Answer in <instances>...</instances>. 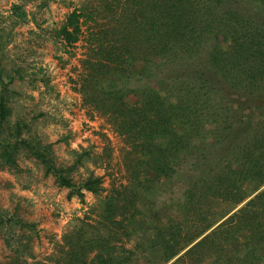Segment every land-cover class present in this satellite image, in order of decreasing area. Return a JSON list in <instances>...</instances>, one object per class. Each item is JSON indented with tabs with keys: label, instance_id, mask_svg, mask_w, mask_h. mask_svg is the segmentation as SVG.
Masks as SVG:
<instances>
[{
	"label": "trees",
	"instance_id": "1",
	"mask_svg": "<svg viewBox=\"0 0 264 264\" xmlns=\"http://www.w3.org/2000/svg\"><path fill=\"white\" fill-rule=\"evenodd\" d=\"M9 14L14 26L28 22L21 5ZM46 35L65 53L82 44L70 87L119 138L125 181L106 191L87 168L76 180L85 152L57 164L27 122H11L16 92L0 43V170L17 172L24 155L68 199H97L35 264H131L139 248L161 264H261L264 0H85ZM181 177L180 197L159 205ZM164 209L175 213L165 226ZM34 228L0 213L10 264H26Z\"/></svg>",
	"mask_w": 264,
	"mask_h": 264
},
{
	"label": "rangeland",
	"instance_id": "2",
	"mask_svg": "<svg viewBox=\"0 0 264 264\" xmlns=\"http://www.w3.org/2000/svg\"><path fill=\"white\" fill-rule=\"evenodd\" d=\"M83 1L48 0L44 6L39 1L0 0L1 52L5 57L4 66L14 78L10 88L16 92L11 98V122H27L30 135L52 145L57 164H71L74 161L71 151L86 153L84 166L74 178L79 180L87 168L102 179L107 191L113 184L125 181L119 138L105 121L88 116L81 108L79 96L70 87L72 69L78 66L83 54L82 44L65 53L58 51L46 35L57 29L65 16ZM14 4L25 8L26 24L14 26L13 17L8 18ZM107 151L109 158H106ZM17 164V172L0 170V213L6 212L9 218H21L35 226L34 233L25 235L30 237L27 240L30 249L24 255L26 264H35L53 253L62 235L76 225V220L92 216L97 199L89 193H85L83 202L68 199V191L59 188L53 177L46 176L35 160L21 155ZM179 180L181 183L167 191L159 205L180 197L186 179ZM226 211V206L219 207L215 219H220ZM163 213L164 221L160 223L165 226L167 218L175 213L169 209ZM15 233L20 235L21 231L15 229ZM16 241L10 240V243L16 244ZM4 244L0 237V264H10L12 250ZM136 245L133 241L126 248ZM141 249L136 251L131 264H161L157 258L152 262L150 252L144 249L141 252ZM258 254L264 264L263 253Z\"/></svg>",
	"mask_w": 264,
	"mask_h": 264
}]
</instances>
